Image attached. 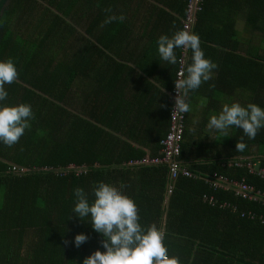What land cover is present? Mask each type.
<instances>
[{
    "label": "trees",
    "instance_id": "trees-1",
    "mask_svg": "<svg viewBox=\"0 0 264 264\" xmlns=\"http://www.w3.org/2000/svg\"><path fill=\"white\" fill-rule=\"evenodd\" d=\"M88 1L96 2L93 11ZM243 1L246 24L264 35V0ZM99 2L0 0V61L11 59L18 71L17 80L5 84L8 96L0 106L28 104L34 114L17 144L0 142V264H82L93 251H104V237L93 229L90 217L82 220L73 212L74 189L82 188L91 203L100 182L119 188L136 203L142 229L155 225L164 231L168 256L177 257L179 264H264V177L257 172L264 171V151L252 159L260 163L254 169L231 166V179L247 188L214 175L228 170L218 167L222 153L215 148L221 142L230 145L229 140L208 142L190 130L180 142L183 170L176 178H170L167 162L131 165L146 156L141 146H155L151 157L162 158L161 142L170 127L160 139L142 134L154 108L148 92V104L147 97L140 99L145 112L137 119L129 112L127 91L118 85L127 67L110 56L122 50L125 34L117 29L119 19L104 23L126 10L120 8L121 0ZM179 10L186 12V0ZM203 13L204 3L192 33L198 34ZM75 25L85 33L70 55L66 47L77 33ZM181 28L185 30L183 23ZM237 35L231 25L234 51H207L220 63L213 85L223 92L231 87L241 106L250 93L246 106L264 108V47L236 51ZM204 40L211 43V38ZM174 83L175 74L170 91ZM79 85L80 96L75 92ZM152 86L149 82L147 91ZM168 99L171 125L174 104ZM239 137L237 132L231 136L234 153ZM257 138L263 146L264 128L253 140ZM11 163L31 169L14 172ZM73 165L89 170L78 174ZM169 184L172 193L166 202ZM203 197H213L215 203ZM79 233L88 239L76 247Z\"/></svg>",
    "mask_w": 264,
    "mask_h": 264
},
{
    "label": "crops",
    "instance_id": "crops-1",
    "mask_svg": "<svg viewBox=\"0 0 264 264\" xmlns=\"http://www.w3.org/2000/svg\"><path fill=\"white\" fill-rule=\"evenodd\" d=\"M104 1L100 0L99 3ZM180 2L181 0H121L120 8H124L126 11H121L120 16L123 15L125 19L122 22L120 21L117 29L125 34V40L122 50L114 51L110 55L127 67V74L123 76L122 83H118V85L127 91L128 110L134 119H137L139 112H145L146 109L142 108L140 99L147 97L145 104H148L147 92L149 93L150 100L154 103V108L151 110L149 119L146 120V124L141 130L142 134H148L157 139H160L162 136L164 137L167 128L170 127L169 108L171 109V106L168 102L169 89L174 81V74L179 69V61L182 57H185L182 50L178 48L175 50L177 63L169 64L161 60L158 54L157 40L162 34L171 37L175 32L182 29V19L186 12L184 13L179 10ZM203 3L204 13L202 16L204 20L198 26L197 35L199 36L200 47L203 50L205 58L210 59L219 67V60L213 56H209L207 51H234L231 49V25H233V29L238 33L237 40L239 43L237 44L236 51H241V48L243 51L262 49L261 44L264 35L253 31L246 24L247 20L243 0H203ZM167 4L174 8L169 7ZM232 5L235 6L234 10L231 8ZM95 6L96 2L94 5L93 2L88 1V7L91 11L95 9ZM239 9L242 10L240 11ZM253 33H255V37L260 39V44L253 43L249 39ZM204 38H211V43L206 42ZM188 55L189 64H191L192 51H189ZM130 71H132L131 74ZM215 71L216 69L213 70L210 80L202 83L198 89L192 90L195 93L193 101L190 102L188 100L191 91L186 97V102L189 103L191 110L186 113L185 132L186 130H190L191 134H195L196 137L200 134L208 142L229 140L230 145H225L221 142L215 148L216 153H222V156L218 159H221L219 161L221 164L218 167L228 170H223L221 171L223 173H215L214 175L226 183H231V180L239 181V179H231V171H233L231 169V158H245L249 161L250 167L254 169V166L260 163L259 160L253 161L252 159L255 158V154L258 156V154L264 151V145L261 146L258 143L259 138L256 140L249 139L244 135L242 129L236 127L229 129V136H221L219 133L210 131L207 128L209 118L212 115H218L225 104L239 103L238 101H234L231 87L225 89V92H223L219 87L213 85L216 75ZM149 82L153 86L149 88L151 90L147 91L146 88ZM79 88L81 89L80 85ZM236 94H240V92L237 91ZM249 95H244L243 101L247 102ZM213 101L214 105L208 109L209 104H213ZM240 102L242 101L240 100ZM245 102L244 106L246 107ZM239 104L243 105V103ZM236 132L240 136L239 140L243 137V142L246 143L247 147L242 152L234 149V153L231 149V136ZM244 137L248 139L245 140ZM141 147L146 151L145 157H151V149H157L155 146ZM231 152L233 154L232 157ZM130 164L141 165L145 163ZM88 170L89 168L85 166L84 172ZM77 173L81 174L79 171ZM203 199L208 200L211 204L215 203L213 197L209 199L203 197Z\"/></svg>",
    "mask_w": 264,
    "mask_h": 264
},
{
    "label": "clouds",
    "instance_id": "clouds-1",
    "mask_svg": "<svg viewBox=\"0 0 264 264\" xmlns=\"http://www.w3.org/2000/svg\"><path fill=\"white\" fill-rule=\"evenodd\" d=\"M106 11H110V9H106ZM116 19L122 22L125 17L110 15L104 23H111ZM194 26L195 24L191 31L178 30L171 37L162 34L157 40L159 57L169 64L177 63L176 49L188 50V53L190 49L192 51V63L189 64V55L187 54L184 75L181 73L182 78L177 80L179 72L177 69L175 83L169 95L173 102L172 93L175 90L173 110L178 114L184 113V133L186 113L191 110L189 103L186 102L188 93L210 80L213 70L218 68L216 63L205 58L200 47L199 36L192 33ZM17 78L18 71L13 61L11 59L0 61V101L5 100L8 96L5 84H12ZM31 119H34V114L28 104L0 106V142L8 147L17 144L25 130L31 127L29 123ZM232 127L242 129L245 136L254 139L258 131L264 128V108L253 103H249L246 107L239 103L225 104L220 113L212 115L207 123V128L210 131H215L221 136H229V129ZM161 145V154H163L162 142ZM246 147L247 145L241 137L236 142L235 149L242 152ZM231 162H233L231 166H250L249 161L245 158H231ZM236 162H240L241 165H237ZM10 165L27 168L29 171L31 169L14 163ZM72 167L81 173L85 169V166L73 165ZM219 181L224 180L219 179ZM74 195L76 202L73 212L82 220L85 217H90L93 229L104 237L101 241L104 251L99 249L93 251L83 259L82 264H179L177 257L168 256V250L163 243L164 231L155 225L149 226L146 231L142 229L136 203L119 188L104 182L98 183L93 189L94 199L91 203L88 194L80 187L74 189ZM87 239L88 237L83 233L76 234L74 244L79 247Z\"/></svg>",
    "mask_w": 264,
    "mask_h": 264
},
{
    "label": "built area",
    "instance_id": "built-area-1",
    "mask_svg": "<svg viewBox=\"0 0 264 264\" xmlns=\"http://www.w3.org/2000/svg\"><path fill=\"white\" fill-rule=\"evenodd\" d=\"M202 5H203V0H186V14L184 16V22H183L184 28L186 30L188 31L192 30L193 25L196 23L197 13L202 10ZM182 53H184L185 57H182V60L180 61L181 64H180L179 72L177 74V80L182 78L181 73H183L184 75L186 55L188 54V50L187 51L183 50ZM175 95H176V92L174 90L172 93L173 104H174ZM173 107L171 111L170 132L167 134L165 139L162 141L163 146H164L163 157L162 158L145 157L142 160L131 161L132 164H137V163H147V164L154 163L155 164L157 162H167L170 166V178L171 179L176 178L180 170H183L182 169L183 161L180 160L179 157L181 153L180 142L182 141L183 134H184V113L178 114L176 111L173 110ZM232 164L233 162H231V165ZM236 164L241 165L240 162H236ZM11 171L26 172V171H29V169L21 168L19 166H13L11 168ZM80 171H83V169H80ZM183 173L186 175H191V173L185 169ZM242 187L247 188L246 184H242ZM227 188H230V186H227ZM171 193H172V185L169 184L167 188V199H168V195H170Z\"/></svg>",
    "mask_w": 264,
    "mask_h": 264
},
{
    "label": "rangeland",
    "instance_id": "rangeland-1",
    "mask_svg": "<svg viewBox=\"0 0 264 264\" xmlns=\"http://www.w3.org/2000/svg\"><path fill=\"white\" fill-rule=\"evenodd\" d=\"M88 22L85 23V27L87 28L88 26ZM75 29L77 31L76 35L70 40V41H67L69 42L67 44V47L66 49L68 51H70V55H74L76 53V51L78 50V45L80 46L82 43H83V38H82V35L85 33V30L82 26H79V25H75ZM253 35V36H252ZM251 35V37L249 39H251V41L253 43H258L260 44V39L255 37V33H253ZM262 47H264V39L262 40ZM262 54H264V50L262 51ZM80 91L81 89L79 88V86L75 89V92H79V96H80ZM78 96V97H79ZM77 97V98H78ZM77 98H76V101H77ZM81 99V98H80ZM257 172H260L262 173V176L264 177V171L263 170H257ZM233 185L235 186H239V187H242V183L241 182H231Z\"/></svg>",
    "mask_w": 264,
    "mask_h": 264
}]
</instances>
